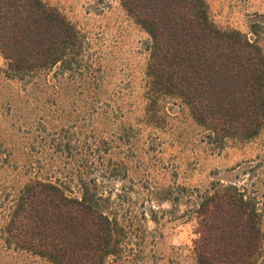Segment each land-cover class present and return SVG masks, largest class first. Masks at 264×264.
Returning <instances> with one entry per match:
<instances>
[{
  "label": "trees",
  "instance_id": "1",
  "mask_svg": "<svg viewBox=\"0 0 264 264\" xmlns=\"http://www.w3.org/2000/svg\"><path fill=\"white\" fill-rule=\"evenodd\" d=\"M119 2L149 36L145 102L134 122L122 91L111 88L99 59L58 10L42 0H0L3 73L20 101L2 111L0 148L11 161L32 165L30 152L37 156V170L19 174L20 184L0 203L4 244L50 264H105L119 255L122 226L108 213L105 183L127 174L112 160H126L121 151L135 128L154 129L159 96L178 100L209 140H249L264 125L257 25L253 41L214 26L203 0ZM46 157L58 158L60 178L40 176L51 165ZM194 213L197 264L256 263L259 216L239 187L215 179Z\"/></svg>",
  "mask_w": 264,
  "mask_h": 264
},
{
  "label": "rangeland",
  "instance_id": "2",
  "mask_svg": "<svg viewBox=\"0 0 264 264\" xmlns=\"http://www.w3.org/2000/svg\"><path fill=\"white\" fill-rule=\"evenodd\" d=\"M42 1L79 31L105 69L106 81L122 91L126 107L133 109L130 121L134 122L145 102L147 33L128 16L119 0ZM203 1L209 20L221 31H238L254 41L251 27L257 25V42L264 51V0ZM4 68L0 54V133L7 126L1 115L6 105L20 104L16 84L4 77ZM152 109L159 112L154 129L135 128L121 151L126 157L124 164L118 158L112 160L114 167L124 165L127 174L105 183L110 198L108 213L118 219L124 237L119 255L105 264H197L194 211L199 197L215 179L239 187L255 204L262 235L255 264H264V125L252 139L220 143L207 138L178 100L159 96ZM30 154L32 165L17 158L9 160L0 148V203L7 201L11 187L20 184L19 174L31 175L37 170V156ZM56 159L46 157L44 162L51 165L46 166L42 178L61 177ZM5 216L0 208V264H50L4 244Z\"/></svg>",
  "mask_w": 264,
  "mask_h": 264
}]
</instances>
